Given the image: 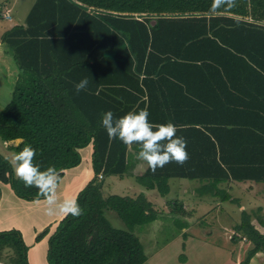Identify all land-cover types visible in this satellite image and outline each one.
Instances as JSON below:
<instances>
[{
  "label": "trees",
  "instance_id": "16d2710c",
  "mask_svg": "<svg viewBox=\"0 0 264 264\" xmlns=\"http://www.w3.org/2000/svg\"><path fill=\"white\" fill-rule=\"evenodd\" d=\"M1 41L19 75L0 138H21L9 145L21 173L0 155V181L24 200L47 198L92 145L94 175L48 237L49 264L147 260L133 231L160 212L142 192L105 196L97 179L131 175L129 148L153 153L135 179L162 197L171 178L207 181L232 203L221 182L264 183V0H35ZM167 204L175 216L183 210ZM234 230L233 240L253 244L240 264L264 252L249 213ZM27 248L18 229L0 231V264L3 252L28 264Z\"/></svg>",
  "mask_w": 264,
  "mask_h": 264
},
{
  "label": "crops",
  "instance_id": "0c3cea01",
  "mask_svg": "<svg viewBox=\"0 0 264 264\" xmlns=\"http://www.w3.org/2000/svg\"><path fill=\"white\" fill-rule=\"evenodd\" d=\"M34 1H32L30 7ZM8 7L1 5L0 2V71L6 68L5 73L7 79H9V88H11V84H15L18 78L19 67L8 46L1 41V37L4 32L10 29L13 25L22 24L24 22L25 16L28 12L27 10H29L30 7L29 9L28 7H25L23 15L19 18L13 17L10 14V7ZM2 74L4 76V72ZM3 76L1 77V80L3 79ZM9 145L8 142L3 141L0 138V146L11 150ZM79 153L81 155L80 163L75 167L63 171V175L58 183L51 186V193L47 198L31 201L24 200L17 197L8 184L0 181V230L15 228L21 232L23 241L28 247V264H49L46 257L48 237L55 231L58 222L73 206L78 192L94 175L91 165V143L80 148ZM129 154L131 162L130 168L132 166V170L131 175L128 174V176L135 179L136 174H140L146 169L149 159L153 157V153L143 149L136 150L134 148H129ZM137 171L140 172L138 173ZM123 175L125 176L126 174ZM123 175L118 177L123 179ZM177 179L178 180L176 181L172 180V178L169 179V185L170 182L173 181L174 188H177L178 192H181L182 195L179 197V194L174 195L172 193L170 194V200L173 199L177 204H182L183 210L178 211L177 215L178 217L181 216L180 219L186 222L187 225L186 227L180 228L176 235L179 237L172 243V245L176 246L175 251L177 254L179 253L178 256H176V264H190V261H192L197 255L194 251L199 250L198 248L202 245L205 247L204 249H206L209 245V240L212 239L210 234L214 230L218 233L217 228H200L197 227V223H192V220L196 218L195 216H207L212 210H217L218 214L213 216V223H211V225L222 228L225 227V225L219 218H232L234 208L231 204L237 203V211H239L240 214L242 211L249 212L252 218L251 223L258 231L264 234V224L262 225L258 221L259 218L264 220V183L253 180H230L221 182L218 187L224 189L230 194L231 198L234 199L233 203L230 201H223V204L219 197L212 195L209 189L203 188V186L207 184V181L194 179L191 180L193 182L191 183L192 185H189V183L183 182L186 178ZM151 191L152 190L142 192L149 199V193ZM137 192L127 196H136ZM168 209L171 211L169 207H163V210ZM214 223L221 224L213 225ZM236 224L237 223H235V225ZM44 229L48 230L47 234L39 241H35L36 235ZM183 234H186V237H184ZM223 234L225 236V242L213 246L218 250L216 253L218 257L222 259L219 264H240V262L246 257L248 250L253 247L252 242L245 238H237L236 240H233L234 243L232 244L226 240L231 239V234H226L224 232ZM169 249L170 247L165 248L166 251H169ZM181 258H183V260H181ZM164 260L163 256L158 254L151 259L147 257L145 264L148 261L150 264H166ZM213 261H216V258L209 260L210 264H212ZM248 264H264V252L257 251L251 257Z\"/></svg>",
  "mask_w": 264,
  "mask_h": 264
},
{
  "label": "rangeland",
  "instance_id": "374dc122",
  "mask_svg": "<svg viewBox=\"0 0 264 264\" xmlns=\"http://www.w3.org/2000/svg\"><path fill=\"white\" fill-rule=\"evenodd\" d=\"M32 1L34 0H0L1 5L5 7H8V6L10 7L11 9L10 14L16 18H19L23 15L25 11V7H28L29 9ZM5 71H6V68L0 71V109H2L11 100L13 89L15 86V84H11L12 86H10L11 88H9V85H8L9 79H7ZM3 72H4V76L2 74ZM2 76H3V79L1 80ZM0 155H2L3 157L9 160V162L11 163L13 167V171L15 175H19L21 173L20 167L17 162V154L13 150L11 151V150L5 149L2 146H0ZM137 172L139 173L140 171H137ZM97 179H98V176H97ZM98 180L101 185V190L103 191V194L105 196H108L109 194H117V195L124 196V195H132L134 192H137V191L139 192L148 191L141 184H139L134 178H132L131 176H128V173H126L123 179L119 178L117 175L104 174L102 175V178H99ZM172 180L176 181L178 179L172 178ZM183 182H187L189 183V185H192L191 183H193L191 180H188V179H184ZM170 186H171V191L169 192V194H167L166 197H162L158 193L157 190H152L149 193L150 195L149 199L147 197L146 198L152 203L153 207L160 212L161 216L157 220L149 224L136 226L133 232L139 237L141 243L143 244L144 251L147 257H149V259H151L152 257L158 254H161V256H163V258L165 259L164 262H166V264H176V261H177L176 256H178L179 253L177 254V252L175 251L176 246L172 245V243L174 242L176 238L179 237V236H176L177 232L180 230V226L176 218H180L181 216L180 215H179L180 217H178V215L175 216L169 211V209L163 210V207L165 206L166 208L168 207L170 208V205L167 204V201H170V202L173 201V199L170 200L171 198L170 194L172 193L174 195L179 194V197H180L182 193L178 192L177 188H174L173 181L170 182ZM139 192H137V194H139ZM231 205L234 208L232 218L228 219L226 217H220V218L218 217L224 223L225 227L218 228L217 226L211 225V223H213L212 221L213 216L215 214H218L217 210L210 211L209 215L207 216H203V217L195 216L196 218L192 220L193 224H196V223L198 224L197 227H200V228L205 227L209 229L217 228L218 233H216L214 230L210 234L212 239L209 241L211 243L209 242V245L206 249H204L205 247L202 245L198 248L199 250L194 251L197 255L193 258L192 261H190V264H210L209 260L213 258H216V261H213L212 264L214 263L219 264L222 261V259H220V257H218V255L216 254L218 250L214 248L213 246H215V244L220 245L225 242V238H224L225 236L223 232L226 234H229V233L231 234V239H226V240L227 242L233 244L234 241L232 239V236L233 234L235 235L234 226H235V223L240 222V219H241V214L239 211H237V203H234ZM105 216L110 221L113 227L123 228V229L125 228L124 223L117 216L115 211L106 210ZM215 224H221V223H214L213 225ZM169 247H170L169 251H166L165 248H169ZM2 257H5L1 259L2 262H4L5 264L13 263L14 255L12 252H6V253L3 252ZM181 260H183V258H181ZM143 264H145V262ZM146 264H150L149 261Z\"/></svg>",
  "mask_w": 264,
  "mask_h": 264
},
{
  "label": "water",
  "instance_id": "95a60500",
  "mask_svg": "<svg viewBox=\"0 0 264 264\" xmlns=\"http://www.w3.org/2000/svg\"><path fill=\"white\" fill-rule=\"evenodd\" d=\"M21 141V138H16V139H13V140H9V141H6L8 142L10 145H17L19 142Z\"/></svg>",
  "mask_w": 264,
  "mask_h": 264
},
{
  "label": "built area",
  "instance_id": "2783aa9c",
  "mask_svg": "<svg viewBox=\"0 0 264 264\" xmlns=\"http://www.w3.org/2000/svg\"><path fill=\"white\" fill-rule=\"evenodd\" d=\"M99 178H102V174H101V173L98 174V179H99Z\"/></svg>",
  "mask_w": 264,
  "mask_h": 264
}]
</instances>
